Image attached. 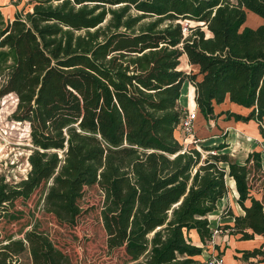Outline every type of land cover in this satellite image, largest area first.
Segmentation results:
<instances>
[{"label":"trees","instance_id":"trees-1","mask_svg":"<svg viewBox=\"0 0 264 264\" xmlns=\"http://www.w3.org/2000/svg\"><path fill=\"white\" fill-rule=\"evenodd\" d=\"M249 14L263 22L245 26ZM0 80V97L15 95L12 117L29 124L33 146L27 178L0 180V206L50 184L46 211L75 225L84 188L98 186L106 228L119 225L132 263L206 264L188 234L213 240L209 216L229 193L228 178L243 215L227 207L234 224L218 231L262 237L240 253L264 262V202L250 184L261 154L244 165L227 154L203 158L180 132L189 82L206 122H255L264 138V0H36L10 21L0 10ZM227 101L245 113H217ZM39 239L51 264H65ZM24 251L23 240L11 239L0 264H17Z\"/></svg>","mask_w":264,"mask_h":264},{"label":"rangeland","instance_id":"rangeland-1","mask_svg":"<svg viewBox=\"0 0 264 264\" xmlns=\"http://www.w3.org/2000/svg\"><path fill=\"white\" fill-rule=\"evenodd\" d=\"M35 0H0V10L6 21L14 18L15 13H23L31 10ZM254 15V14H249ZM248 15V17H249ZM262 20V19H261ZM148 21V20H147ZM259 23H249L245 26L257 27ZM191 67L182 59L180 69L189 72ZM1 85V80H0ZM184 94L180 98V105L189 115L195 112L194 90L189 82L184 84ZM17 105L15 95L10 94L0 97V180L12 185L27 178L30 171L29 156L33 152L30 138V126L28 123L14 121L12 114ZM227 109L226 106H222ZM221 109L217 107V111ZM225 110H223L224 112ZM219 120L227 121L225 115ZM247 125V124H246ZM204 128L202 131L201 128ZM218 130L216 123L199 124L196 116L194 135H184V147L195 149L203 153V158L212 155L227 154L234 163L240 161L246 154L257 152L256 141L252 140L250 126L239 125ZM252 130V129H251ZM220 131H223L220 133ZM198 134V136H196ZM219 146H225L220 151L205 152L204 148L215 150ZM252 149L253 152H252ZM262 160V157H261ZM251 163L250 166H253ZM228 171V166L221 164ZM253 191L258 192L264 202V179L261 171H252L251 182ZM50 184L41 187L28 199L19 198L13 204L0 206V248L11 239L23 240L25 251L19 256L17 264H51L47 251L40 236L47 238L55 249L61 251L65 256V264H134L125 252V236L121 234L119 225L114 224L111 230H107L103 218L105 210V195L98 186L84 188L83 195L79 200L81 216L75 225H69L59 221L54 215L45 209V196ZM229 187V186H228ZM231 205V209L241 213L236 203V193L229 187V193L219 203V209ZM218 210V209H217ZM233 211V210H232ZM220 212L209 217L213 230L225 227V220L221 222ZM191 238V233L188 234ZM215 245L218 247L216 248ZM232 239L228 232L213 237L211 242L203 245V253L200 257L207 262L215 257L225 258L226 262L233 259L230 254L232 250ZM229 252V253H228ZM238 260L237 256H233ZM235 264V262L233 263Z\"/></svg>","mask_w":264,"mask_h":264},{"label":"crops","instance_id":"crops-1","mask_svg":"<svg viewBox=\"0 0 264 264\" xmlns=\"http://www.w3.org/2000/svg\"><path fill=\"white\" fill-rule=\"evenodd\" d=\"M34 4H36V0H35V3ZM31 10H29V11H31ZM16 14L17 13L14 14V17H15ZM183 58H184V61L187 63V57H183ZM181 62H182V60H181ZM222 106H226L227 109H223ZM218 108H221V109H219L217 111V107H216V112L217 113H220L223 110L227 111L229 109L232 110V111H235V112L245 113L244 110H241L238 107H236L235 105L230 104L229 101H227L225 104H223L221 106H218ZM194 110L197 111V106L195 107ZM197 116H198V119H199V124H202V122H204L205 124H207V122L200 115H197ZM227 121L228 122L223 121V120L220 121L218 119L217 122H215V121L214 122L216 123V127H217L218 130H220V128H221V130H224V127H222V125H226V127L228 129L231 128V127H233V126H235V128H238L239 129V125H242L244 127L245 126H247V127L250 126V128H249L250 129L249 135H251L252 140L256 141V144L255 145H257V147L259 148L256 151L259 152L261 154V157H262V169H261V173H262V179H264V138L259 133L258 125L255 122H250V123H248L246 125L244 123L235 122L234 120H227ZM210 123H213V121L210 122ZM201 129H202V131L204 130V128H201ZM253 150L254 149H252V152H253ZM249 155H250L249 153L246 154L244 156V158H242L240 161H236L235 163L238 164V165H244ZM227 185L235 191V193H236V203H237L238 193L236 191L234 181L227 178ZM253 193H254V195L256 196L257 199H259V200L262 201V197L259 196L258 192L253 191ZM219 203H218V206H219ZM218 206H217V209L218 210L216 212H220L221 217H222L221 222H223L225 220V226L226 225L232 226L234 224V218L231 217V216H224L223 215V213H224L223 210L224 209H221V211H220V209H219ZM229 207H231V205H229ZM232 210H233V213L236 214V215H238V216L243 215V211L241 210V208H240L241 213L236 212L234 209H232ZM216 212H214V213H216ZM213 214H211V215H213ZM190 233H191V240H192V242L195 245L199 246V247H203V244L201 243L197 232L196 231H191ZM229 237H231V239H232V246L233 247H232V250H230L231 251L230 254H231V257L233 259V263L235 262V264H264L262 258H251L249 260H244L243 254L240 253V251L254 250L255 248H259L262 245V243H263L262 237L257 236L254 240H251V241H241V240H239V237L238 236H231V235H229ZM215 247L218 248L216 245H215ZM234 255L237 256L238 260H235V258L233 257ZM199 259H201V258H199ZM224 260H225V258H224ZM233 263L230 260H228L227 262L225 260V264H233Z\"/></svg>","mask_w":264,"mask_h":264},{"label":"built area","instance_id":"built-area-1","mask_svg":"<svg viewBox=\"0 0 264 264\" xmlns=\"http://www.w3.org/2000/svg\"><path fill=\"white\" fill-rule=\"evenodd\" d=\"M197 115H198V109H197V111H195L194 113H191L190 115L188 112L185 113L184 119H183L181 126H180V129L183 131L184 135H188V136L194 135L195 121H196ZM218 233H219L218 229L214 230L213 237L218 235ZM206 264H225V260L223 257H221V258L215 257L213 259L208 260L206 262Z\"/></svg>","mask_w":264,"mask_h":264},{"label":"bare ground","instance_id":"bare-ground-1","mask_svg":"<svg viewBox=\"0 0 264 264\" xmlns=\"http://www.w3.org/2000/svg\"><path fill=\"white\" fill-rule=\"evenodd\" d=\"M249 23L251 24V23H259V22H261L262 20H261V18L260 17H258V16H256V15H249ZM258 25V24H257ZM183 90V94H184V89H182Z\"/></svg>","mask_w":264,"mask_h":264},{"label":"water","instance_id":"water-1","mask_svg":"<svg viewBox=\"0 0 264 264\" xmlns=\"http://www.w3.org/2000/svg\"><path fill=\"white\" fill-rule=\"evenodd\" d=\"M249 27V26H248Z\"/></svg>","mask_w":264,"mask_h":264}]
</instances>
